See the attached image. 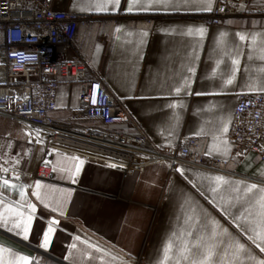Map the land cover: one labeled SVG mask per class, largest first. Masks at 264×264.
<instances>
[{"label":"crops","instance_id":"0c3cea01","mask_svg":"<svg viewBox=\"0 0 264 264\" xmlns=\"http://www.w3.org/2000/svg\"><path fill=\"white\" fill-rule=\"evenodd\" d=\"M127 2L121 0L120 10L115 12L82 10L84 0H52L51 7L56 12L101 18L88 28H79L75 44L88 62L89 76H98L119 100L148 138L147 148L165 152L181 139L196 138L206 161L226 162L225 173L179 167L184 169L183 175L178 171L168 175L166 168L158 165L137 177L108 175L105 192H93L88 186L99 171L82 166L76 183L65 180L60 173L58 184L44 185L42 190L46 200L53 204L68 198L70 190L65 217L44 208L31 194L28 196L45 215L57 216L64 228H57L50 249L45 251L2 229L0 244L17 253L39 257L40 264H160L163 246L174 234L180 239H189L183 233L188 227L184 205L190 200L258 257L264 258V253L255 248L247 235L211 202L212 193L207 191L205 179L220 175L242 185L255 183L264 187V162L253 153L234 159L233 144L228 138L238 95L264 92L249 87L264 80V59H261L264 0L250 3L247 8L250 17L224 20L215 27L199 20L200 15L211 11L197 10L185 5L183 0H176L178 7L175 8L131 13L127 11ZM200 27L206 29L203 37L195 32L188 34L189 29ZM237 34L246 35L248 40L242 42ZM253 35H257L255 49L251 43ZM234 58L240 60L239 71L233 85L225 86L221 73H230ZM177 87L181 88L179 94ZM79 91L78 85L61 84L52 117L70 118L69 110L77 105ZM225 123L228 131L221 134ZM73 124L81 128L100 127L97 121L86 119H75ZM114 131L131 138L139 137L136 129L125 125ZM15 149L13 145V154L20 151ZM87 169L90 177L83 179ZM220 195L227 199L234 193L229 186H224L217 194ZM217 203L221 201L218 199ZM237 208L243 211V207L237 205ZM237 208L233 209L234 213ZM34 222L46 229L45 219L37 216ZM76 236L80 237L78 251L73 252L71 259H65ZM88 245L104 251L97 252Z\"/></svg>","mask_w":264,"mask_h":264},{"label":"built area","instance_id":"2783aa9c","mask_svg":"<svg viewBox=\"0 0 264 264\" xmlns=\"http://www.w3.org/2000/svg\"><path fill=\"white\" fill-rule=\"evenodd\" d=\"M253 1L216 0L214 9L200 15L199 20L215 27L224 20L250 17L247 8ZM51 2L0 0V130H4V120L10 121L19 128L25 145V149L13 154L15 142L5 135L0 177L14 183L32 184L39 180L43 185L58 184L63 172L59 169L73 162L66 157L89 161L90 165L83 166L99 171L88 186L93 192H105L108 175L137 177L158 165L165 167L168 175L179 167L225 173L226 162L206 161L196 138L181 139L165 152L147 148L148 138L119 100L98 76H89L88 62L75 44L77 30L88 28L101 18L56 12ZM63 83L80 86L78 103L70 108V118L55 119L52 113L57 109V90ZM96 84L100 85L98 91ZM75 119L97 121L100 127L81 128L73 124ZM120 125L136 129L139 137L114 131ZM228 138L233 144L234 159L253 153L264 162V92L238 95ZM17 160L19 163L13 167ZM3 168L10 170L5 173ZM15 172L21 173V181H15ZM12 196L19 198L18 193Z\"/></svg>","mask_w":264,"mask_h":264},{"label":"snow or ice","instance_id":"6c2138e0","mask_svg":"<svg viewBox=\"0 0 264 264\" xmlns=\"http://www.w3.org/2000/svg\"><path fill=\"white\" fill-rule=\"evenodd\" d=\"M187 6L195 7L200 11H212L216 0H183ZM121 0H84L82 10L94 9L97 12L119 11ZM178 7L176 0H128L127 11L148 12L154 9H169ZM223 10V9H221ZM120 31L119 28L116 29ZM206 29L200 27L198 29H189L188 34L192 35L198 33L203 37ZM147 33H143L146 35ZM225 35L224 33L221 34ZM239 35V39L247 41L248 37L244 34ZM253 49L257 46V35L251 37ZM264 43V42H262ZM249 59H252L249 56ZM264 59V55L261 56ZM232 67L230 73L225 75L221 73L223 83L225 86L233 85L236 79V73L239 71V58H234L231 61ZM219 68V65H218ZM190 71H194L190 69ZM187 85V81H185ZM250 90L264 91V80L254 83L249 86ZM96 91L99 90L100 85H94ZM181 91L180 87L176 88L177 94ZM191 94L190 92L188 93ZM199 94V93H198ZM97 102L95 94L92 98V103ZM178 107L179 105H171ZM230 123V121L228 122ZM39 131L37 132V143H39ZM228 124L225 123L220 129L221 134L227 133ZM31 135V133H29ZM227 145V142H223ZM78 161L72 170L59 169L60 171L68 172V179L72 183L77 182V178L82 171V166L85 163L79 157H66ZM19 161H15L18 164ZM48 164V161H44ZM114 167V165L112 166ZM10 169L3 168L2 171L7 173ZM53 172L57 171L56 167L52 168ZM182 175L184 169H176ZM15 181H21V173H14ZM207 191L212 193L209 197L211 202L219 207L223 213L228 216L241 231L247 235L249 241L259 249L260 253H264V187L255 183L242 185V182L232 181L226 179L224 176H208ZM0 229L16 237H20L24 241H28L33 232L34 221L37 219V204L31 202L28 198V190L32 189L31 195L43 205L44 208L49 209L50 212L56 213L57 216L65 217L67 215L66 205L70 200L71 192H68V198L56 202L55 204L46 200L43 195L44 185L41 181L36 180L32 184L23 182L14 183L12 180L0 177ZM196 185L194 184V187ZM224 186H229L234 195L229 196L227 199L223 195L217 196L222 191ZM18 193V199H13L12 194ZM257 193H260L257 196ZM221 203H217V200ZM11 201V202H9ZM243 202V203H241ZM237 205L243 207V211H239ZM186 209L185 222L188 226L183 235L189 239H180L176 234L174 238L168 240L162 249V256L160 264H264V258L258 257L251 248L247 247L245 243L241 242L239 238L229 232L220 223L209 217L206 213L194 205L190 200L185 201ZM237 208L234 213L233 209ZM57 216H51L47 220L46 229L43 231V236L38 247L47 251L52 245V240L56 234L57 228L60 226V220ZM74 241L69 245L68 255L65 259H71L73 252L78 251V242L80 237H74ZM86 243V242H85ZM178 245L175 247L174 246ZM90 248L95 249L97 252H103V249L98 248L96 245H88ZM108 255V253H104ZM89 258L91 256L89 255ZM0 264H40L39 257H30L23 253H17L11 248L0 244Z\"/></svg>","mask_w":264,"mask_h":264},{"label":"rangeland","instance_id":"374dc122","mask_svg":"<svg viewBox=\"0 0 264 264\" xmlns=\"http://www.w3.org/2000/svg\"><path fill=\"white\" fill-rule=\"evenodd\" d=\"M3 126L5 127V129L4 130H0V151H1V148H2V144H3V142H4V137H5V135L6 136H10L11 138H13V140H14V146H15V148L16 149H18V150H20L21 151V149H25V145H24V142H22L21 140H20V138H21V132H20V130H19V128L18 127H16L14 124H12V123H10V121H7V120H4L3 121ZM3 127V128H4ZM15 149V150H16ZM15 150H14V152H15ZM33 151H34V149L29 153V157L31 158L32 157V154H33ZM80 160H82V159H80ZM69 161H73L72 163H68L67 164V167H65V169L66 170H72L73 168H74V165H76V164H78V161H74V160H71V159H69ZM84 162H85V164H87V165H90L91 164V162H89V161H86V160H83ZM63 164V163H62ZM93 164V163H92ZM64 165V164H63ZM66 165V164H65ZM90 170L89 169H87V170H85V173L82 175L83 177V179H88L89 177H90V172H89ZM62 176H63V178L65 179V180H67V181H70V179H68V172L67 171H63L62 172ZM55 194V196H57L58 194H57V192L56 193H54ZM53 194V195H54ZM58 197V196H57ZM16 199H18V198H16ZM36 215L37 216H39V217H41V218H43V219H45V221L47 222V220H48V218H50V217H48L47 215H45L43 212H42V210L40 209V208H37V213H36ZM59 229H64L63 228V226L61 225V223H60V226L58 227ZM3 230V229H2ZM45 230V228L43 227V226H40V225H38V224H36L35 222H34V225H33V232H32V234L30 235V237H29V240H28V242L29 243H31L32 245H35V246H37L38 247V245H39V243L41 242V239H42V236H43V231ZM68 230V229H67ZM5 231V230H4ZM11 234V233H10ZM18 238H20V237H18ZM21 239V238H20Z\"/></svg>","mask_w":264,"mask_h":264}]
</instances>
